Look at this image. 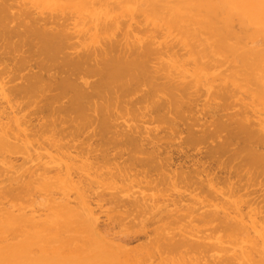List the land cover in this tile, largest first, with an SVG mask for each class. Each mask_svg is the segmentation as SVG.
<instances>
[{
  "label": "bare ground",
  "instance_id": "6f19581e",
  "mask_svg": "<svg viewBox=\"0 0 264 264\" xmlns=\"http://www.w3.org/2000/svg\"><path fill=\"white\" fill-rule=\"evenodd\" d=\"M0 264H264V0H0Z\"/></svg>",
  "mask_w": 264,
  "mask_h": 264
},
{
  "label": "rangeland",
  "instance_id": "374dc122",
  "mask_svg": "<svg viewBox=\"0 0 264 264\" xmlns=\"http://www.w3.org/2000/svg\"><path fill=\"white\" fill-rule=\"evenodd\" d=\"M223 69V68H222ZM221 69V70H222ZM35 71H37V70H35ZM21 83V80H17V81H15L14 83H12V84H8V86L6 87V88H9L10 86H12V85H15V84H20ZM30 98L32 97V96H29ZM27 98V101H28V103L31 101V99L30 98ZM35 97V96H34ZM33 98V97H32ZM29 99V100H28ZM36 100H37V98H35ZM25 101V100H24ZM26 102V101H25ZM33 99H32V101H31V103H30V106H31V108H33L32 106H34L33 105ZM203 103V102H202ZM32 104V105H31ZM36 105V104H35ZM230 105V104H229ZM35 107V106H34ZM28 108H29V106H28ZM36 108V107H35ZM34 108V109H35ZM25 109V108H24ZM28 112H29V110H33V109H26ZM26 111V112H27ZM35 111V110H34ZM24 112H25V110H24ZM27 112V113H28ZM32 114H33V112L32 111H30ZM30 113V114H31ZM33 117V116H32ZM37 119H40V117L39 116H34L33 117V120H36V122H37ZM35 122V123H36ZM152 127H155V125H153ZM161 136H166V134H164L163 132L161 133ZM186 136H187V134H186V132L185 131H183V134L181 135H179V136H176V137H174V138H171L170 139V136L168 137L169 139H168V141H169V145L171 146V148H168V147H166V145H164L165 146V149H167V152L168 153H170V154H172V156H177V150H178V148H177V144L181 141V139L183 138V139H185L186 138ZM81 138H79V140H80ZM78 140V141H79ZM77 141V142H78ZM83 141V140H82ZM71 142H73V141H71ZM80 143H81V140L79 141ZM77 144L78 143H69V144H67V148H68V151H69V153H72V154H74V156H75V154L77 153V150H76V148H74V147H71V146H77ZM79 145V144H78ZM201 148H205V147H203V145H201ZM78 149V148H77ZM117 151H119V150H116L115 151V149H114V151H112V153H111V155H113V154H115ZM205 150H201V152L203 153ZM195 153H198L197 151H195V150H192L191 151V154H195ZM129 155H130V153H129V151H127V150H122V158H121V160L120 159H118V161H120V162H129L128 161V158H129ZM137 155V157L138 158H141V159H146L147 158V156L146 155H142V154H140V153H137L136 154ZM163 155L165 156L166 155V153L164 152L163 153ZM131 157H132V155H131ZM111 159H112V157H110ZM79 161L80 160H82V159H78ZM94 160V159H93ZM85 161V160H84ZM100 161V160H99ZM64 162V159H63V157H61V156H59L58 157V159H56L55 160V164H59L60 165V167L62 166V163ZM20 163V162H19ZM18 163V164H19ZM81 164V163H80ZM187 167H189V166H187ZM147 168V170H149V169H151V168H148V167H146ZM61 170H63V169H61ZM75 175H76V173H74ZM80 178H81V176H80V174H77ZM83 176V175H82ZM85 176V175H84ZM155 176V175H154ZM73 177H74V175H73ZM76 177V176H75ZM74 177V179L76 180L77 178L78 179H80L79 177H77V178H75ZM156 177V176H155ZM82 179V178H81ZM136 183V182H135ZM139 183H138V186L136 187V188H133V187H135V186H132V191L133 192H138V191H140V187H139ZM162 188V187H161ZM166 188H164V190H165ZM181 188H179V190H177V191H175L176 189H167V190H165V192H164V194H163V190H161L160 188H159V191H158V189H157V192H155V194H154V191H151V192H148V193H153L154 194V196H156V197H165V195H167L166 197L168 198V196L170 195L171 197H173L172 195H175V194H172L171 192L173 191V193H175V192H177V195L179 194H183V193H180V192H183V189H181ZM185 189V188H184ZM172 190V191H171ZM186 191H185V195H187V197H188V194H195V196H196V193H194L193 192V189L191 190H189V192H188V190L187 189H185ZM69 191V196H71V197H73L74 196V191H71V190H68ZM161 191H162V194H159V193H161ZM106 192V191H105ZM196 192V191H195ZM71 193H73V194H71ZM188 193V194H187ZM197 193H199L200 195H201V193H202V191H199L198 190V192ZM107 195H108V193H106ZM158 194V195H157ZM172 194V195H171ZM198 194V200H193L194 198H196V197H194L193 198V195H191L192 196V200H193V202L194 201H199L200 199L202 200V198L204 197H200V195ZM207 194V193H206ZM56 195H58V194H56ZM176 195V196H177ZM179 195L177 196V197H179ZM184 195V194H183ZM185 195L184 196H182V197H184L185 198ZM203 195H205L204 193H203ZM44 197V199L46 198V196L45 195H43ZM62 196V194H60L59 193V195L58 196H56V197H61ZM169 196V197H170ZM206 196V195H205ZM165 197V199H167ZM170 197V198H171ZM180 197H181V195H180ZM186 197V198H187ZM74 198V197H73ZM169 198V199H170ZM191 198V197H190ZM43 199V201H45L46 202V200H44ZM172 199V198H171ZM174 199H175V197H174ZM185 200H187L188 201V199H185ZM184 202L183 201V203L182 204H184L185 206H187V204H188V202L190 203L191 201H188V202ZM193 202H192V204H193ZM172 205V204H171ZM170 205V208L171 209H174V208H176L175 206H171ZM190 205H191V203H190ZM194 205H197L196 203L194 204ZM194 205H191V206H194ZM242 205V202H240L239 203V206H241ZM188 206H189V204H188ZM46 204H45V207H44V209H46ZM195 207H198V205L197 206H195ZM205 208H208V206H205ZM108 211H109V207H108V205H106V207L104 208V210H102V211H99V214H100V217H101V224H103V222H104V224H107V215H108ZM48 212V209H47V211H46V213ZM43 214L45 215V211L43 212ZM47 214H49V212L47 213ZM44 218H47V215H45V216H43ZM190 221H192V220H190ZM188 223V225L186 224V222L184 223V226H185V224L189 227V225L190 226H192L193 225V223H191V224H189V222H187ZM103 224V225H104ZM194 227L196 228V230L193 228V226H192V228L195 230V233L199 230V229H197L199 226H197L196 227V223H194ZM198 225V224H197ZM212 226H213V224H206V226H203V229L202 230H208V229H211L212 228ZM188 227H185L186 229L188 228ZM190 228V227H189ZM152 229H153V227L152 226H148V227H146L145 229L144 228H137V227H135V228H129V229H127V230H125V231H122V230H116V232H119V234L117 235V236H119V237H117V238H119V239H117L118 241L119 240H121L122 242L124 241L126 244H127V240H128V242H129V244L131 245V246H128V247H139V246H142L143 244L145 245L146 244V242H148L149 241V235H150V232L152 231ZM187 230H189V229H187ZM201 230V229H200ZM121 231V232H120ZM210 231V230H209ZM209 231H205V234H209L210 232ZM189 232L191 233V235L193 234V235H197V234H195L194 233V231H190L189 230ZM116 234V233H115ZM199 235H200V233H199ZM123 236V237H122ZM116 237V236H115ZM126 240H125V239ZM123 239V240H122ZM121 242V243H122ZM123 244V243H122ZM129 244H127V245H129ZM194 255V254H193Z\"/></svg>",
  "mask_w": 264,
  "mask_h": 264
}]
</instances>
